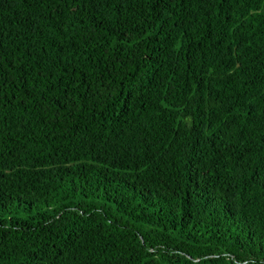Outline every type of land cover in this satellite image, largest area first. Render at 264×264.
<instances>
[{"label":"trees","instance_id":"1","mask_svg":"<svg viewBox=\"0 0 264 264\" xmlns=\"http://www.w3.org/2000/svg\"><path fill=\"white\" fill-rule=\"evenodd\" d=\"M0 264H264V0H0Z\"/></svg>","mask_w":264,"mask_h":264}]
</instances>
